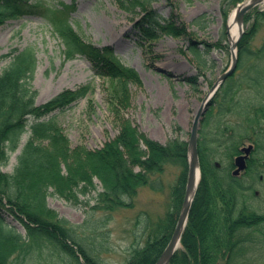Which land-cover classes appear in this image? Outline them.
I'll return each instance as SVG.
<instances>
[{
	"label": "trees",
	"instance_id": "1",
	"mask_svg": "<svg viewBox=\"0 0 264 264\" xmlns=\"http://www.w3.org/2000/svg\"><path fill=\"white\" fill-rule=\"evenodd\" d=\"M117 1L125 11L133 12L134 8L142 11L141 18L134 23L140 45L156 39V30L172 37L183 35V27L174 25L172 20L158 18L147 0ZM244 1H220L225 22L230 11ZM74 11L72 4L46 6L39 0H0V26L7 20L27 16L43 18L60 41L65 61L82 57L96 76L115 83L112 108L118 131L99 149L90 150L82 144L72 146L56 118L50 115L87 97L93 90L91 85L63 89L43 104H36V91L31 85L36 67L33 49L15 50L9 55L11 61L0 74V264H35L49 247L62 264H102L94 249L79 242L75 235L77 226L51 209L47 198L57 196L77 206L81 203L80 195L96 190L94 179H98L102 191L98 193L99 204L92 209L112 212L129 208L128 200L136 197L141 187L162 190V184L151 178L163 174L166 166H172L178 173L171 186L169 210L155 226L144 229L147 237L143 245L133 248L125 262L155 264L171 238L185 196L187 142L172 139L161 144L138 132L125 118L122 113L130 107V86L141 87L140 77L135 69L122 65L110 47L84 40L70 22ZM260 22H264V10L244 15L245 32L237 46V68L248 61L250 66L219 88L212 100L216 113L213 115L210 110L206 114L199 131L200 180L181 235L180 249L169 264H248L249 248L258 243L253 234L264 236V213L248 205L249 198L257 192L253 191L258 180L253 176L254 167L250 177L255 183H248L230 175L216 161L224 154L227 163L232 162L236 155L235 137L247 131L245 125L239 126L240 130L232 131L224 140L221 122L228 112L246 116L252 122L264 114V71L260 67L264 39L257 50L250 48ZM194 43L190 40L187 48L202 65L201 49ZM194 80L189 81L195 83ZM243 86H249L251 91ZM239 91L241 94L236 98ZM211 120L216 130L205 134L203 129L210 126ZM28 130L29 136L17 156L13 172H3ZM258 141L264 143L261 138ZM8 214L20 223L25 235L6 222Z\"/></svg>",
	"mask_w": 264,
	"mask_h": 264
},
{
	"label": "rangeland",
	"instance_id": "2",
	"mask_svg": "<svg viewBox=\"0 0 264 264\" xmlns=\"http://www.w3.org/2000/svg\"><path fill=\"white\" fill-rule=\"evenodd\" d=\"M39 1L45 2L46 6H59L61 3L74 5L75 11L70 22L75 31L88 42L109 46L120 63L135 67L142 85L130 86V107L121 113L138 132L161 144L179 139L187 142L188 146L197 110L218 77L232 63L227 21H224L220 9L221 0H147L150 10L158 18L172 20L174 25L183 27L184 32L182 36L172 37L156 30L157 38L143 45L139 44V40L137 42L134 27V23L142 16L140 8H134L133 12L125 11L117 0ZM233 10L235 9L230 13ZM263 10L264 7L258 6L250 12ZM196 19L198 20L195 21ZM246 26L249 27L250 24ZM263 39L264 22H260L250 48L257 50ZM190 40L201 49L202 65H199V60L187 48ZM28 47L33 49L36 57L31 81L36 91V104H43L63 89H75L88 83L93 88L86 98L50 115L56 118L70 144H82L87 149L94 150L114 138L118 131L112 108L116 97L115 83L95 76L90 64L82 57L65 61L60 41L52 34L43 18L27 16L8 20L0 26V74L9 65V55L13 51ZM249 63L250 61L243 68L237 69L233 79L243 74L250 66ZM261 63L260 67L264 71V56ZM191 78L195 79V83L189 81ZM218 91L212 94L213 99ZM210 110L213 115L216 113L215 103H210L206 114ZM206 114L200 121V130ZM223 120L222 125L230 128L243 123L240 118L231 115ZM261 123L264 134V120ZM209 124L203 129L205 134L216 130L212 120ZM28 136L29 130L22 137L20 148L10 156L3 172H13L17 156ZM198 139L199 137L197 143ZM222 156L217 157L216 161L225 167L228 164L227 158L224 154ZM260 157L259 155L256 165L260 166L258 171H261L262 180L256 181L253 191H257L258 195L249 198L248 205L257 212L264 213V166L260 164ZM235 159L233 157V161ZM239 172L236 167L234 173ZM177 173V168L166 166L163 174L151 178L162 184V190L141 187L136 197L128 200L131 203L129 208L112 212L92 209L99 204L98 193L102 191L98 179H94L96 190L85 196L80 195L81 203L77 206L53 195L47 198V204L60 217L77 226L75 235L79 242L94 249L102 264H125L132 249L143 245L147 237L144 229L155 226L169 210L171 186ZM5 219L10 226L25 235L15 218L8 214ZM253 235L258 238V243L249 248L248 264H264V236L259 233ZM62 263L50 247L35 261V264Z\"/></svg>",
	"mask_w": 264,
	"mask_h": 264
},
{
	"label": "water",
	"instance_id": "3",
	"mask_svg": "<svg viewBox=\"0 0 264 264\" xmlns=\"http://www.w3.org/2000/svg\"><path fill=\"white\" fill-rule=\"evenodd\" d=\"M262 2L263 0H246L238 4L235 8L234 20L237 23L239 34L236 41L234 43H230L232 63L229 68L223 74H221L218 77L217 81L213 84L210 89V92L204 98L201 106L197 110L196 115L194 117L187 146L188 168L184 200L171 238L155 264H169L174 253L180 246L181 235L186 226L188 215L191 209V204L200 179V166L197 152V138L198 131L200 129V121L208 110V106L210 105L209 103L211 102V98L213 96L212 94H214L216 90L224 83V81L234 73L237 67L238 59L235 53L238 42L244 33V15L249 11L253 10L254 8L258 7ZM235 165L238 170H243L245 168L244 157H236Z\"/></svg>",
	"mask_w": 264,
	"mask_h": 264
},
{
	"label": "flooded vegetation",
	"instance_id": "4",
	"mask_svg": "<svg viewBox=\"0 0 264 264\" xmlns=\"http://www.w3.org/2000/svg\"><path fill=\"white\" fill-rule=\"evenodd\" d=\"M247 69H248V67L246 68V70ZM234 73L231 76H229L227 79L233 78L234 75H235ZM249 86H250V84H249ZM249 86H243V88H245V90H250L251 91L252 87L250 86L251 87L250 88ZM240 94H241V91L236 93V96H237L236 98H238V96ZM211 104H212V101H211ZM228 115H231L232 117L234 116L236 118H240L243 123L237 124L235 127H231V128L229 127L230 129H229V132H228L227 131L228 129L226 128L228 126H225V124L222 125V122H221V126L223 127L222 130L224 132L223 133L224 140H226V138L229 136V134L230 135L232 134V131L240 130L239 126L245 125L246 126L245 128L247 129V131L242 136H236L235 137V141L233 143L235 151H236V155L234 156V158L240 157V156L244 157L245 168L243 170H240V172L238 174L234 173V169H236V165H235V160L236 159L234 161L232 159V162L229 161V163L225 167L221 166V168L225 169V170L228 169L229 174L232 175V176H235L237 179H245L246 181H248V183H255L254 180L250 177V173H251V170H252L251 167L253 166L254 167L253 169H255L254 172H253V176L254 177H258V179L261 181L262 180V175H260L261 171H258L260 166L256 165V162H257V159L259 158L258 157V154H259L261 156L260 159H261V162H262V163L260 162V164H262V166H264V143L262 142V144H261L258 141V139H260V138L263 139V141H264V134H262V129H261V126H262L261 122L264 120V114L261 115L258 119L256 118L254 120V122L248 120L246 118V116L244 118H242L239 115H235L234 112H232V111L228 112V114H226L223 117V119L226 116L228 117ZM223 119H222V121H224ZM242 131H243V129H242ZM258 143H260L261 146ZM255 159H256V161H255ZM252 160L255 163L251 162ZM255 194L258 195V192H255Z\"/></svg>",
	"mask_w": 264,
	"mask_h": 264
},
{
	"label": "bare ground",
	"instance_id": "5",
	"mask_svg": "<svg viewBox=\"0 0 264 264\" xmlns=\"http://www.w3.org/2000/svg\"><path fill=\"white\" fill-rule=\"evenodd\" d=\"M259 6L264 7V0ZM234 16H235V10H233L230 13V15L228 17V20H227V29H228L227 34H228V38H229L228 39V41H229V49H230V43H234L236 41V39L238 38V34H239V29H238L237 23L234 20ZM244 32H245V26H244ZM235 54H236L237 59H238L237 49H236V53ZM237 64H238V62H237ZM133 68H135V67H133ZM236 70H237V67H236L235 71ZM211 100H213V99L211 98Z\"/></svg>",
	"mask_w": 264,
	"mask_h": 264
}]
</instances>
